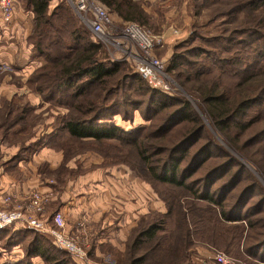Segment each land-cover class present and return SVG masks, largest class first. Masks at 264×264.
<instances>
[{"label": "rangeland", "instance_id": "1", "mask_svg": "<svg viewBox=\"0 0 264 264\" xmlns=\"http://www.w3.org/2000/svg\"><path fill=\"white\" fill-rule=\"evenodd\" d=\"M213 1L141 0L148 14L147 22L145 25L134 23L142 26L149 34L158 37V42L155 41L152 48V55L163 62L168 87L165 89L152 86L140 76L151 87L160 89L169 99L187 101L197 119L203 124V133L195 136L184 146L192 151L202 147L204 143L211 142L214 145L199 156L204 161H212V163L208 166L204 164L201 169L195 170L190 179L195 181L204 170L208 171L213 166L225 163L226 160L233 163L228 167L230 170L224 168L202 183L206 185L207 182H212L219 188L225 186L222 191L219 190L220 195L217 199L222 200L220 207L227 212L228 216L239 215L240 219L236 221L220 220L217 215L219 206L193 198L186 189L157 182V195L154 188L139 176L140 172L145 177V167L138 157L136 148L130 142L116 139L78 140L71 137L61 126L62 120L69 114V107L58 100H43L27 83L28 76L42 63L37 64L28 75L22 73L16 64L13 67L0 65V83H2L0 85V123L7 121L9 102H13L14 105L26 102L30 104L29 109L25 111L27 118L21 120L19 126L8 129L6 135L0 140V161H7L15 153L20 154V157L27 155L25 165H28L32 173L37 175L35 168L38 163L35 164L33 160L28 163L30 160L28 158L33 152L37 161L40 159L37 155L41 149H45L48 153L47 158L50 157L53 161L57 157V152L61 153V161L58 165L61 166L62 171H59V167L51 169L48 163L40 164L39 170L46 177L45 181L48 184L59 187L55 190L56 193L53 192L55 199L59 200L61 197L72 200L84 199L86 202V208L80 210L78 216L88 218L94 234L90 238V244L85 246L87 261L84 264H126L125 247L129 241L130 232H125L124 237L116 232L118 235H114L111 239L105 234L106 227L96 228L98 226L89 213L98 216L106 211V214H110L105 202L117 198V193L121 192L123 185L127 190L133 189L135 186L132 181L135 180L140 185V193L143 197L142 210H148L151 204L155 205L157 202L158 213L154 216L156 221L161 220L162 214L169 210L167 215L164 214L166 230L165 234H161L164 235L163 246L168 245L171 248L172 245H176L177 249H181L182 233L185 228H189L192 244L186 249L188 258L183 264H214L208 256L210 251L223 252L231 262L230 264H264V261H261L264 260V170L259 166V164L264 165V101L247 106L239 115V119L247 123L254 120L250 126L239 127L233 126L235 122L231 123V137L237 139L238 145L247 144L243 150L235 148L214 126L197 93L198 87H205L211 82L218 81L220 87L228 95L233 96L234 84L247 76L251 77V85L264 84V56L258 53L260 46L264 47V39L260 38V34H254L252 31H250L251 34L245 30L232 32V28L239 27L238 24L250 26L251 23L244 21L245 18L242 19V13L235 17L229 14L225 16V11H220V9H229L232 0H224V4L222 0L220 4ZM57 3H63L67 7L74 15L79 27L85 29L90 37L103 46L107 57L124 62L126 72L138 73L132 58L127 59L119 47L94 37L68 0H52L51 9ZM111 20L108 30L117 35L115 40L120 41L124 46L132 47L122 38V30L126 22L114 14H111ZM260 31L264 33V28ZM241 41L251 46H239L238 43ZM194 47L204 52L198 55L187 54ZM238 47H244L243 51L241 52ZM5 74L8 75L7 79ZM190 78H192L191 81L188 80ZM4 86L8 88L7 92H3ZM191 86L194 90H191ZM133 97L139 99L138 101L145 98L137 95ZM177 106L178 104H174L160 112H155L158 108L156 102L151 107L145 104L133 106L127 103L121 106L119 113L112 116L111 121L124 130L132 131V137L138 141L144 135L148 143L147 153L152 155L151 159L154 160L165 152H169L182 139L183 121L180 120L179 114L173 113ZM126 109L128 111L123 113ZM164 112L166 115L162 116ZM13 114L18 117V110ZM5 125L2 124L1 128L4 129ZM164 125L169 130L161 134L157 129L166 127ZM28 146L30 149L27 152L20 151L21 147L26 149ZM4 149L9 153H4ZM157 152L161 154L155 155ZM181 153L177 151L176 156L180 157ZM20 162L23 161L15 165L21 167ZM213 162L215 165H212ZM236 171L242 172L239 177L234 178ZM228 172L230 174H227ZM27 173H29L28 169ZM84 177L86 179H83ZM230 179H232L231 182H229ZM202 183L198 182V186L203 185ZM10 188L0 191V206L7 193L3 194V192ZM94 205L96 210L93 208ZM45 211L48 214L47 209ZM154 217L152 214V220ZM18 226L20 225H15L17 228L7 227L10 231L7 235L0 232V264H44L39 256H25L29 239L24 241L22 237L15 234L21 230ZM97 231L101 233L102 242H97L95 238ZM41 234L45 235L47 243L51 244L50 237L42 232ZM149 242L146 240V243ZM255 251L259 258L252 256L251 252L255 254ZM57 253L62 255L61 250ZM166 254L165 251L158 252V256L151 254L145 264L157 262L169 264ZM36 258L39 260L36 261ZM70 258L76 264L77 260L74 256L70 255Z\"/></svg>", "mask_w": 264, "mask_h": 264}, {"label": "trees", "instance_id": "2", "mask_svg": "<svg viewBox=\"0 0 264 264\" xmlns=\"http://www.w3.org/2000/svg\"><path fill=\"white\" fill-rule=\"evenodd\" d=\"M17 1L33 12V26L28 41L32 44L35 56L44 59V63L28 76L27 83L33 87L43 100H58L63 102L64 106L69 107V114L61 123L63 130L78 140L102 141L116 139L122 142H130L136 148L138 157L145 167V177L138 171L139 176L154 188L157 195V182L169 184L186 189L193 198L219 206L217 215L222 221L240 219L239 215L228 216L227 212L220 207L222 206V200L217 198L220 195L219 190L222 191L225 186L219 188L212 182H207L206 185L202 183V181L209 180L214 174L221 172L222 169L232 166L233 163L230 160H226L225 163L218 166H213L208 171L204 170L203 174L200 173L195 181L190 179L195 170L201 169L204 164L208 166L212 163V161H204L199 156L203 151L214 147V145L211 142L204 143L202 147L192 151L189 150V147L184 146L195 136H200L204 130L203 124L197 119L187 101L169 99L160 89L148 85L139 73L126 72L124 62L114 61L107 57L103 46L90 37L85 29L79 27L74 15L63 3H57L51 9L50 2L52 0H15V5ZM96 1L102 4L110 15L114 14L122 21L137 22L144 25L147 22L148 14L141 0ZM213 2L220 4V0H214ZM222 4H224V0H222ZM220 11H225V16L229 14V16L234 15L235 17L242 13V19L245 18L244 21L247 20L251 23L250 26L238 24L239 27L232 28V32L245 30L251 34L250 31H252L254 34H260V38L264 39V33L260 31L261 28H264V0H232L229 9H220ZM238 45L251 46L244 43V41L239 42ZM238 48L242 52L244 47ZM197 49V47H194L187 54L198 55L204 52ZM258 53L264 56V47L260 46ZM176 58L180 59V57ZM188 74L190 75V73ZM250 79L251 77L247 76L238 80L232 87L233 96L228 95L220 87L218 81L197 88L199 98L204 103L206 113L214 126L235 148L243 150L247 144L238 145L237 139L231 137V123L233 121L235 122L233 126L239 127L250 126L254 120L247 123L245 120H240L239 115L247 106L264 101V84L251 85ZM188 80L191 81L192 78ZM196 80L198 79L196 78ZM191 90H194L192 86ZM133 95L144 96L145 98L138 101L139 99H136ZM155 102L158 105L155 112H160L174 104H178L173 113L174 115L179 114L180 120L183 121V136L169 152H165L161 157L152 160V155L147 153L148 143L144 139V135L138 141L132 137V131L124 130L115 125L111 118L120 112L121 106L124 104L129 103L133 106L145 104L151 107ZM7 107L10 110H8L7 121L0 123V136H5L8 129L19 126V122L27 118L25 111L29 109L30 104L26 102L14 105L13 102H9ZM17 110L18 117L13 114ZM126 111L128 110L126 109L123 113ZM165 115V112L162 113V116ZM2 124H6L4 129L1 128ZM168 130L167 126L157 129L161 134ZM22 148L20 149L21 152H24V150L27 152L30 149L29 146L26 149ZM177 151L182 152L180 157L176 156ZM158 154H161V152L155 153V155ZM19 155L18 153L13 155L9 159L10 162L27 157V155H23V157ZM212 165H215L214 162ZM259 166L264 170V165L259 164ZM241 172L236 171L234 178L239 177ZM198 182L203 185L199 187ZM55 198L56 196L52 198L51 202L57 201ZM55 211H48V215ZM157 213V210H152L143 214L131 229L129 241L125 247L126 264H145L146 259L151 254L158 256V252L162 251L167 253L169 264H183L184 260L188 258L186 249L192 244L189 228H185L182 233L183 245L181 249H177L176 245H172L171 248L168 245L163 246L164 235L161 234H165L166 230L164 227V214L167 215L169 210L162 214V219L159 221H156L154 217ZM152 214L154 220H152ZM9 226L15 227L13 224L5 225L0 228V232L6 235L9 234L10 231L7 229ZM18 227H21V230L15 234L22 237L24 241L29 239L25 248L26 257L39 256L43 259L44 264H75L71 261V254L67 250L58 247L51 238V244H48L45 239L47 237L38 230L28 225ZM146 240L150 242L146 243ZM58 250H61L62 255L57 253ZM252 252L254 258H259L256 251L255 254ZM175 260L176 263H174ZM76 264L80 263L76 261Z\"/></svg>", "mask_w": 264, "mask_h": 264}, {"label": "built area", "instance_id": "3", "mask_svg": "<svg viewBox=\"0 0 264 264\" xmlns=\"http://www.w3.org/2000/svg\"><path fill=\"white\" fill-rule=\"evenodd\" d=\"M99 41L119 47L125 57L132 58L138 73L152 86L167 88V75L161 60L152 55V48L158 37L149 34L142 26L126 22L122 38L132 47L124 46L115 40L117 35L109 29L112 23L107 9L96 0H68ZM15 0H0V10L4 22L11 21ZM134 48V50H132ZM52 191L30 189L20 198L15 192L7 193L0 207V227L5 225H28L46 235L60 248L67 250L81 264L87 261V252L81 237L91 230L92 225L86 216L79 218L76 232L66 230V222L60 210L48 215L46 206L52 200ZM209 258L215 264H230L223 252L210 251Z\"/></svg>", "mask_w": 264, "mask_h": 264}, {"label": "crops", "instance_id": "4", "mask_svg": "<svg viewBox=\"0 0 264 264\" xmlns=\"http://www.w3.org/2000/svg\"><path fill=\"white\" fill-rule=\"evenodd\" d=\"M51 6V4H50ZM33 26V12L29 8H25L21 2L17 1L14 9V14L12 20L10 22H4L1 15L0 10V65L4 67H13V65H17L20 71L26 75L30 74L31 71L36 67L37 64L43 63L44 59L42 57L35 56L32 44L28 41V36ZM7 79V74H5ZM5 79V78H4ZM5 79V81H6ZM4 81V80H3ZM6 83V82H5ZM2 85V83H0ZM7 86V85H6ZM4 91L7 92L8 88L4 86ZM5 138V137H4ZM3 139V136H0V140ZM4 153H9L6 149L3 150ZM6 153V154H7ZM34 153V152H33ZM31 154V157L28 163L31 160L34 161L35 164L38 163L35 170L37 175L33 174L32 171L25 165V161L27 158H23L14 162L0 161V191L5 190L8 187H11L8 191L15 192L20 198L24 197V194L30 189H40L42 191H51L52 193H56L57 190L56 185H50L45 180L46 177L43 176L42 172L39 170V167L45 163H48L51 169L59 167L61 170L60 163L61 153L57 152V157L55 161H53L50 157L47 158L48 153H46L45 149H41L40 153L38 152V157L40 159H36V155ZM42 153V155H41ZM16 154V153H15ZM14 154V155H15ZM33 155V157H32ZM20 162L19 165L21 167L16 166L15 164ZM46 161V162H45ZM41 164V165H40ZM40 165V166H39ZM27 169L29 173H27ZM62 171V170H61ZM30 175V176H29ZM57 178V177H56ZM83 179H86L85 177ZM81 179V180H83ZM58 181V180H57ZM134 184V188L127 190L123 185L121 192H118L117 198L109 202H105L107 210H110V214L103 215L100 213L97 215H91V219L96 223L97 229L105 228V234L109 236L111 239L114 235H118L120 233L121 236L124 237V233L127 231H131V229L136 225L137 220L145 213L157 210V202L155 205L149 207L148 210H142L143 207V197H141L140 193V185L135 181H132ZM16 183V184H15ZM13 184L12 186H10ZM68 186V184H67ZM62 188V187H61ZM6 193V194H7ZM53 193V194H54ZM2 194V195H3ZM55 197V194H54ZM53 197V198H54ZM51 202V201H50ZM48 203L46 206L47 211L52 212L54 210H60L64 216L66 222V230L76 232L79 228V212L85 207L86 202L84 199H68L61 197L59 200ZM93 208L96 210L95 205ZM106 210V209H103ZM102 211V210H99ZM89 214H86L89 216ZM78 216V217H77ZM118 234H117V233ZM94 234V231L87 230V233L81 237L84 246L90 244V238ZM100 232L97 231V235L95 238L97 242H102L100 239ZM106 237V236H105ZM125 240V239H124ZM123 240V241H124ZM36 261L39 259H35ZM215 264V263H214Z\"/></svg>", "mask_w": 264, "mask_h": 264}]
</instances>
